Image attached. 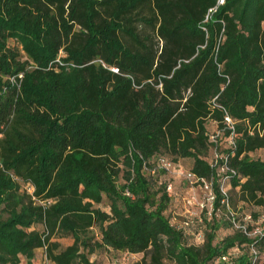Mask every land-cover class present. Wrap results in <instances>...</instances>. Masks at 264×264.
<instances>
[{
    "label": "trees",
    "instance_id": "16d2710c",
    "mask_svg": "<svg viewBox=\"0 0 264 264\" xmlns=\"http://www.w3.org/2000/svg\"><path fill=\"white\" fill-rule=\"evenodd\" d=\"M256 151L264 0H0V264H32L43 247L51 264H95L106 250L207 264L233 249L248 264L264 237L232 229L223 206L203 217L198 245L171 226L156 161L229 179L237 212L264 207ZM222 227L233 232L214 243Z\"/></svg>",
    "mask_w": 264,
    "mask_h": 264
},
{
    "label": "built area",
    "instance_id": "2783aa9c",
    "mask_svg": "<svg viewBox=\"0 0 264 264\" xmlns=\"http://www.w3.org/2000/svg\"><path fill=\"white\" fill-rule=\"evenodd\" d=\"M222 3L223 0H218V5H221ZM214 10L215 9H211L210 12H213ZM18 77L21 78V75ZM11 81H13V79H11ZM215 99L212 101L213 104ZM225 120L228 125H232L228 117H226ZM213 153L215 154L216 152L213 151ZM156 168L164 170L165 172H170L173 168V164L165 158H159L156 161ZM222 171H229L232 175H236L235 171L228 168L226 164L224 165ZM153 172L154 170L152 173ZM181 175L184 177V180L190 188L192 193L191 200L197 206L199 214H190L182 222L181 226L176 225L172 222V220H170V224L173 228L183 230L187 235H195V239L199 242L198 244H200L203 242V232L206 226L203 222V217L209 218L212 213L217 217L220 207L223 206L228 214V221L232 229L240 231L250 240H260L264 237V215H258L254 218L253 214L250 212H244L243 210L234 212L231 209L229 194L231 184L229 179H198L189 171L181 173ZM196 190L198 191V194L196 193ZM167 191H171L170 185L167 186ZM126 195L129 196V193H126ZM217 200L219 201L218 207L215 206ZM41 249L44 250L45 253L46 247ZM241 254V250L233 249L228 253L217 257L213 261L208 262L207 264H236ZM263 256L264 252L261 253L256 245L250 244L247 247L248 264H261Z\"/></svg>",
    "mask_w": 264,
    "mask_h": 264
},
{
    "label": "rangeland",
    "instance_id": "374dc122",
    "mask_svg": "<svg viewBox=\"0 0 264 264\" xmlns=\"http://www.w3.org/2000/svg\"><path fill=\"white\" fill-rule=\"evenodd\" d=\"M207 127L210 133L217 132L216 125L208 124ZM250 157L253 159H257V158L262 159L264 158V154L263 151H256L253 154H251ZM190 166H191V160L189 159L179 160L176 164H173V168L170 172H166L165 175H160V178H158V182L165 183L171 186V190L173 191V197L171 199L168 209L169 211H171L170 219L172 220L173 223H175L178 226H181L182 222L190 214L193 215L199 214V210L197 206L191 200L192 193L190 191V188L187 182L184 180V177L181 175V173L187 172L190 169ZM21 188L23 191H26L27 193L32 192L31 187H29L28 185L22 186ZM196 193L198 194L197 190ZM190 200L191 202L189 203ZM238 206L240 207V210H243L244 212L264 215V207H257L250 204L242 205L241 203H239ZM37 229H42V228L37 227ZM232 232L233 230H231L230 228L222 227L221 229H219L218 232H216V239L214 243L221 241L227 235H230ZM52 241L59 243L61 248L70 245L72 242L69 238H53ZM190 242L195 243L197 245L199 243L195 239V235L190 236ZM142 258H143L142 254L132 255V254L117 252L113 250L96 251L94 254L89 256L90 261L94 262L95 264H136V263H140ZM20 264H26V262L22 257ZM32 264H51V263L47 258L45 260L44 250L40 249L38 252H36ZM261 264H264V256L262 258Z\"/></svg>",
    "mask_w": 264,
    "mask_h": 264
},
{
    "label": "crops",
    "instance_id": "0c3cea01",
    "mask_svg": "<svg viewBox=\"0 0 264 264\" xmlns=\"http://www.w3.org/2000/svg\"><path fill=\"white\" fill-rule=\"evenodd\" d=\"M40 249H37L36 251H35V254H36V252H38Z\"/></svg>",
    "mask_w": 264,
    "mask_h": 264
}]
</instances>
